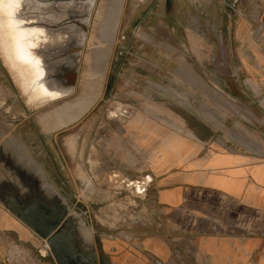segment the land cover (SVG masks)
Wrapping results in <instances>:
<instances>
[{"label": "rangeland", "instance_id": "rangeland-1", "mask_svg": "<svg viewBox=\"0 0 264 264\" xmlns=\"http://www.w3.org/2000/svg\"><path fill=\"white\" fill-rule=\"evenodd\" d=\"M242 18L250 31L239 35ZM252 61L264 62V0H124L99 98L73 123L45 129L40 117L76 95L80 68L70 92L35 104L0 57V207L28 229V241L12 237L6 263L58 264L44 246L48 237L20 219L34 208L47 222L62 214L52 232L80 220L91 234L96 264H105V242L116 254L115 245L139 247L140 238L153 234L168 246V256H153L154 264H204L196 255L195 228L169 225L155 208L151 177L143 193L135 192L139 184L130 186L149 175L142 165L156 140L125 128V120L139 112L160 132L184 136L198 126L196 119L212 129L210 138L229 137L230 129L213 127L238 120L261 134L264 73ZM68 234L74 245L75 233Z\"/></svg>", "mask_w": 264, "mask_h": 264}, {"label": "crops", "instance_id": "crops-1", "mask_svg": "<svg viewBox=\"0 0 264 264\" xmlns=\"http://www.w3.org/2000/svg\"><path fill=\"white\" fill-rule=\"evenodd\" d=\"M248 30L246 19H240L235 33ZM251 66L264 73V62L252 61ZM227 91L230 97H238V92ZM192 122L198 126L183 136L160 132L139 112L125 120V128L156 140L142 165L151 177L150 198L155 208L166 214L169 225L195 228L196 255L204 264H264V117L261 134L254 131L258 127L238 120L213 127L230 129L229 137L210 138L212 129L206 123ZM14 236L26 242L28 229L0 207V264H7ZM111 246L105 242V264H154L153 256H168V246L158 234L140 238L139 247L117 244L116 254L111 253Z\"/></svg>", "mask_w": 264, "mask_h": 264}, {"label": "bare ground", "instance_id": "bare-ground-1", "mask_svg": "<svg viewBox=\"0 0 264 264\" xmlns=\"http://www.w3.org/2000/svg\"><path fill=\"white\" fill-rule=\"evenodd\" d=\"M19 3L15 18L22 21L20 27L28 34L24 41L25 56L31 62L18 56L13 33L6 27L7 0L0 10V24L4 25L0 27V57L26 101L35 104L55 100L70 92L76 85L80 68L76 95L52 105L50 112L46 108L48 113L40 117L45 129L67 126L88 111L99 98L124 0H19ZM36 61H39L38 65ZM149 180L150 176L146 175L142 181H130L129 184H139L141 189L134 188L135 192L143 193L144 184ZM27 219L42 234H47L46 248L50 243L59 244L57 240H61L68 249L67 235L69 232L72 236L73 231L77 246L85 253L83 261L94 262L91 234L80 220L72 219L69 231L60 228L52 232L53 223L40 222V215L34 208L28 212ZM75 257L78 262L82 259Z\"/></svg>", "mask_w": 264, "mask_h": 264}, {"label": "water", "instance_id": "water-1", "mask_svg": "<svg viewBox=\"0 0 264 264\" xmlns=\"http://www.w3.org/2000/svg\"><path fill=\"white\" fill-rule=\"evenodd\" d=\"M13 204H14L13 202L9 201L8 204H7L8 205L7 207L11 208L10 206H13ZM21 208H22V206H21ZM27 215H28V212L27 213H23L21 215L20 219L23 222H25L26 224L30 225L31 228L34 229L42 237H48L47 234H42L39 230H37L35 227H33L29 223V221L27 219ZM39 215H40V222L45 223V224H52L53 223V225H54L53 229L59 223V220H60V218L62 216V214H58L53 219V222H47L46 216L44 214H39ZM56 218H57L58 221L56 220ZM65 227H67V225ZM53 229H52V231H53ZM64 229H67V228H64ZM68 231H69V229H68ZM57 241L59 242V244L50 243V246H51L52 251H53V253H54V255H55L56 259H57L58 264H91L89 261H85V260L83 261V258L85 257L83 254H85V253L81 252V250L79 249V247L77 246V244L75 242H72L74 245H71V242L68 240L69 248L67 249L65 246H63L61 240H57ZM76 255L82 258V259H80L79 262L76 261V259H75ZM92 264H96L95 258H94V262Z\"/></svg>", "mask_w": 264, "mask_h": 264}, {"label": "snow or ice", "instance_id": "snow-or-ice-1", "mask_svg": "<svg viewBox=\"0 0 264 264\" xmlns=\"http://www.w3.org/2000/svg\"><path fill=\"white\" fill-rule=\"evenodd\" d=\"M4 3H5V0H0V10L3 9ZM7 4H8L9 11L7 12L6 27L10 32L13 33L12 39L14 40L17 54L21 59H25L26 62H31L30 60H27L25 56L24 41L28 34L24 33L20 27L22 21H19L15 18V12L20 7L19 0H7ZM3 26L4 25L0 24V27H3ZM36 63L38 65L39 61H36Z\"/></svg>", "mask_w": 264, "mask_h": 264}, {"label": "built area", "instance_id": "built-area-1", "mask_svg": "<svg viewBox=\"0 0 264 264\" xmlns=\"http://www.w3.org/2000/svg\"><path fill=\"white\" fill-rule=\"evenodd\" d=\"M160 264V263H159Z\"/></svg>", "mask_w": 264, "mask_h": 264}, {"label": "flooded vegetation", "instance_id": "flooded-vegetation-1", "mask_svg": "<svg viewBox=\"0 0 264 264\" xmlns=\"http://www.w3.org/2000/svg\"><path fill=\"white\" fill-rule=\"evenodd\" d=\"M47 246V245H46Z\"/></svg>", "mask_w": 264, "mask_h": 264}]
</instances>
